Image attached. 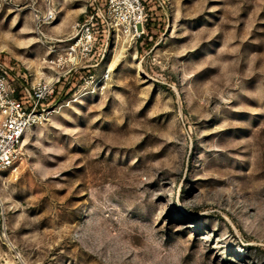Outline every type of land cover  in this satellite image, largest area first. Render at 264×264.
I'll return each instance as SVG.
<instances>
[{
    "label": "rangeland",
    "instance_id": "rangeland-1",
    "mask_svg": "<svg viewBox=\"0 0 264 264\" xmlns=\"http://www.w3.org/2000/svg\"><path fill=\"white\" fill-rule=\"evenodd\" d=\"M145 1L1 175L0 264H264V0ZM97 3L0 0L1 58L52 71Z\"/></svg>",
    "mask_w": 264,
    "mask_h": 264
},
{
    "label": "built area",
    "instance_id": "built-area-1",
    "mask_svg": "<svg viewBox=\"0 0 264 264\" xmlns=\"http://www.w3.org/2000/svg\"><path fill=\"white\" fill-rule=\"evenodd\" d=\"M148 10L145 0H106L104 6L97 3L71 25L64 39V52L43 59V68L52 71H42L34 79L27 77L25 67L11 66L7 55L1 58L0 54V177L17 170L27 131L45 121L56 111L60 97L68 94L72 81L65 75H74L103 61L116 39L138 41L145 33ZM57 15L56 8H49L41 23H52ZM110 78L111 69L107 66L96 87H105Z\"/></svg>",
    "mask_w": 264,
    "mask_h": 264
},
{
    "label": "bare ground",
    "instance_id": "bare-ground-1",
    "mask_svg": "<svg viewBox=\"0 0 264 264\" xmlns=\"http://www.w3.org/2000/svg\"><path fill=\"white\" fill-rule=\"evenodd\" d=\"M113 65V62H112V64H111V66Z\"/></svg>",
    "mask_w": 264,
    "mask_h": 264
}]
</instances>
